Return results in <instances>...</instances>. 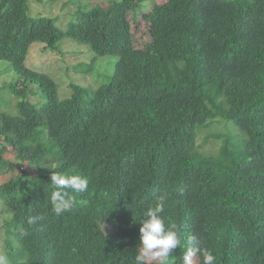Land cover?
Returning a JSON list of instances; mask_svg holds the SVG:
<instances>
[{
	"label": "trees",
	"instance_id": "obj_1",
	"mask_svg": "<svg viewBox=\"0 0 264 264\" xmlns=\"http://www.w3.org/2000/svg\"><path fill=\"white\" fill-rule=\"evenodd\" d=\"M131 12L148 23L140 49ZM57 24L30 16L27 0H0V61L21 77L6 86L21 97L14 112L0 110V174L38 168L0 183L3 264H135L143 213L160 196L181 239L171 264H184L192 236L216 264H264V0H119ZM64 39L94 54L73 72L118 58L106 83L92 93L69 84L59 99L26 66L33 43L60 54ZM202 134L215 154L201 151ZM7 145L16 161L3 158ZM51 173L88 180L86 192L68 190L74 207L60 216Z\"/></svg>",
	"mask_w": 264,
	"mask_h": 264
},
{
	"label": "rangeland",
	"instance_id": "obj_2",
	"mask_svg": "<svg viewBox=\"0 0 264 264\" xmlns=\"http://www.w3.org/2000/svg\"><path fill=\"white\" fill-rule=\"evenodd\" d=\"M29 5V15L32 17L44 16L49 18H57V25L61 29H65L67 23H69L78 9H82L88 12L96 7L107 8L110 4L118 2L119 0H44L38 3L36 0H27ZM155 4H162L165 0H153ZM128 19L131 24V42L135 49L143 48L149 41L148 36V23L142 19L141 16H137L135 12H131L128 15ZM57 48H60V54H53L48 49L44 50L43 44L33 43L25 61L28 68L39 71L48 75L57 85V92L59 99L69 97L72 94V89L68 88L69 84L81 86L86 92L92 93L99 85L106 83L108 76L113 70V65L118 59L116 56H104L98 57L94 63V67L91 70H80L73 72L71 67L75 65L81 58L82 62L89 63V59H94V54L89 50L87 46L79 45L73 40L64 39L61 41ZM80 51L83 52H78ZM86 50V51H85ZM69 51V52H68ZM72 52H77L75 55L68 56ZM83 53V55H82ZM74 60V61H73ZM70 68V69H69ZM84 71V72H83ZM89 71V74L85 72ZM20 75H18L11 67L9 63L0 61V110L7 108L8 112H14L17 102L21 100V97L14 96L11 89L7 88L8 84H13L19 81ZM74 83V84H73ZM34 86H32L33 88ZM90 95V94H89ZM37 97V96H36ZM36 100H39L36 98ZM212 127H215L213 125ZM204 135H199L198 144H202ZM218 149L217 143L212 139L202 144V152H211L215 154ZM17 154L10 146L3 148V158L8 161H16ZM26 162L20 163L15 166L14 169L4 170L0 174V183L8 181L12 177L19 175L20 170H24L30 175L35 174L38 168H32L26 165ZM46 164H50L47 162ZM43 167V166H42ZM100 226L105 229V232L109 231L112 227L113 218L109 215L102 214L98 218ZM2 219L0 215V227H2ZM4 234L0 230V254L2 257L0 262L4 261V247H3ZM1 256V255H0ZM159 262H151V264H157ZM168 264H171L169 259ZM193 264H199L198 257L193 260Z\"/></svg>",
	"mask_w": 264,
	"mask_h": 264
},
{
	"label": "clouds",
	"instance_id": "obj_3",
	"mask_svg": "<svg viewBox=\"0 0 264 264\" xmlns=\"http://www.w3.org/2000/svg\"><path fill=\"white\" fill-rule=\"evenodd\" d=\"M50 181L54 188L51 193L52 211L57 216L70 212L74 207L75 201L68 190L83 193L88 189V180L80 175L51 173ZM164 207L165 197L160 196L156 204L143 213L144 219L139 229L141 248L135 257V264H151V262L168 264L169 257L181 244L175 225L166 226L161 215ZM42 219L43 217H30L28 222L34 224ZM188 244L190 247L183 257L184 264H193L197 255L202 256V264H216V256L201 246L198 237L192 236Z\"/></svg>",
	"mask_w": 264,
	"mask_h": 264
}]
</instances>
